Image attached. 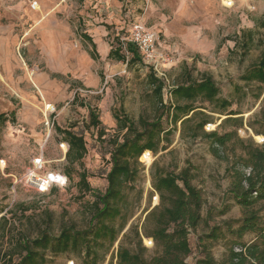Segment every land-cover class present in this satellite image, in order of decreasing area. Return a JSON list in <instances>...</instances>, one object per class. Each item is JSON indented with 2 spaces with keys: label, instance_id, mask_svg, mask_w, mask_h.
Listing matches in <instances>:
<instances>
[{
  "label": "rangeland",
  "instance_id": "rangeland-1",
  "mask_svg": "<svg viewBox=\"0 0 264 264\" xmlns=\"http://www.w3.org/2000/svg\"><path fill=\"white\" fill-rule=\"evenodd\" d=\"M128 1L132 0H0V41L10 37L3 31L9 26L20 38L15 46L0 47V115L9 119L0 126V221L7 220L6 228L5 222H0V246L2 234L8 229L17 235L35 236L48 215L55 235L71 224L80 230L87 227L84 207L93 198L77 188L79 174L85 171L91 187L105 192L106 176L112 166L108 141L117 135L114 115L123 109L135 122L140 118L154 121L160 116L149 83L153 67L156 77L165 83V103L170 90L181 84L185 72L191 70L194 80L212 77L232 107L221 115L213 113L214 108L208 104L203 107L198 103L197 107L205 108L203 112L211 119L196 139L190 133L202 117L186 127L179 123L177 128L163 118L165 129L173 131L171 145L157 154L151 152L143 157L145 151L142 155L140 177L129 193L124 217L116 224L124 230L102 264H117L115 256L121 244L138 250L131 230H142L147 215L160 205L152 188L151 172L155 166L175 173L191 166L193 183L202 192V216L206 221L189 236L192 253L187 264H196L205 257L206 250L216 262H223L235 241L225 224L245 216V210L230 196L235 174L243 171L245 155L236 140L215 154L214 145L205 134L234 131L231 124H221L230 112L238 113L233 118L243 119L245 125L237 130L239 139L246 145L264 147L259 139L262 135H255L246 126L260 112L264 95L257 101V86L241 81L263 51L264 0H236L232 9L225 8L221 0H176L179 5L172 6L173 2L171 9L157 3L159 14L164 13L165 19L153 17L146 23L128 17V9L124 11L130 5ZM34 2L38 3L36 8ZM113 6L122 10L119 17L113 18L107 12ZM140 22L158 35L154 60L144 57L143 63L128 65L126 60L109 58L110 52L129 38L133 25ZM51 29L55 31L53 40L45 36ZM82 33L96 44L97 60L90 56L92 45L82 39ZM2 59L8 66H3ZM88 107L97 111L99 128L89 126ZM57 128L84 137L87 154L81 163H69L66 149L60 147L65 140ZM101 131L105 136L100 137ZM39 158L43 162L40 170L35 166ZM31 174L46 177L49 182L36 187L31 183ZM50 174L66 176L67 184L49 187L51 179H55ZM254 210L264 220V202ZM219 226L226 233L224 238L216 243L202 241L212 228ZM147 227L151 229L153 225L149 223ZM253 237L246 236L243 241L250 242ZM143 246L146 247L144 241ZM105 252L106 249L102 254ZM156 253L153 247L145 257L150 260ZM72 262L81 264V259L48 255L47 264Z\"/></svg>",
  "mask_w": 264,
  "mask_h": 264
},
{
  "label": "trees",
  "instance_id": "trees-1",
  "mask_svg": "<svg viewBox=\"0 0 264 264\" xmlns=\"http://www.w3.org/2000/svg\"><path fill=\"white\" fill-rule=\"evenodd\" d=\"M261 26L264 28V21ZM81 37L91 43V57L97 60L96 45L91 37L85 33H82ZM262 46L259 61L241 77L242 82L257 86V101L264 95V42ZM122 53L124 55H121ZM108 57H116L118 61L126 60L128 65L143 63L142 55L131 43H127L124 49L121 42L120 47L111 51ZM150 69L149 83L154 89L161 110L160 116L154 121L140 118L135 122L125 115L123 109L114 115L117 135L108 141L112 147V166L106 176L105 192L96 191L91 187L85 171L79 174L77 188L81 193L90 194L93 198L85 203L84 207L87 227L80 230L73 224L67 225L61 229L59 235H55L51 215H48L45 225L38 227L35 236L26 233L17 235L8 229L2 234L0 264H47L48 255H72L79 257L81 264H102L106 253L116 244L124 230V227L118 228L116 224L124 217V211L129 205V193L140 177L142 155L145 151L147 152L143 157L151 152L157 154L160 149L167 150L171 145L173 131L165 129L163 118L166 117L174 128H177L179 123L186 127L202 117L190 133L191 137L196 139L200 132H204V126L210 123L211 118L203 112L206 104L214 108L213 113L221 115L232 107V103L222 97L221 89L212 77L203 76L194 80L191 70L185 72L181 84L170 90L169 101L165 103V83L156 77L152 67ZM198 103L203 107H197ZM261 104L260 112L252 117L246 126L255 135L264 136V99ZM88 110L89 126L99 128L101 123L97 111L91 107H88ZM238 115L230 112L221 124V127L231 124L234 131L224 135L213 132L205 136L212 141L215 154L235 140L240 143L245 155V158L242 157L244 167L242 172L235 174L230 196L245 210V216L240 221L225 224L227 232L235 240L225 261L216 262L210 251L206 250L205 257L199 259L196 264H264V220L259 212L254 210L257 204L264 202V147L246 145L244 140L239 139L237 130L243 129L245 125L243 119L233 118ZM12 116L14 119L15 115ZM8 121L7 115H0V126ZM57 131L63 135L64 143L69 146L66 154L69 163L73 166L81 163L87 154L84 137L59 128ZM103 136L105 133L101 131L100 137ZM162 143L166 145L161 147ZM151 180L160 205L147 215L146 225L142 230L138 227L131 230L138 241V250L126 248L122 244L119 246L115 256L117 264H187L186 259L192 253L189 236L206 221L202 216V192L193 183L194 171L191 166L179 173L155 166L151 172ZM0 222H5L6 228L7 220L1 219ZM149 223L153 225L151 229L147 227ZM234 223L237 224L236 227ZM225 234L222 227H214L202 241L216 243L224 238ZM249 235L254 236L253 239L250 242L243 241ZM144 237L152 239L156 248L157 253L150 260L145 257L148 249L143 246ZM105 249L106 252L102 254Z\"/></svg>",
  "mask_w": 264,
  "mask_h": 264
},
{
  "label": "built area",
  "instance_id": "built-area-1",
  "mask_svg": "<svg viewBox=\"0 0 264 264\" xmlns=\"http://www.w3.org/2000/svg\"><path fill=\"white\" fill-rule=\"evenodd\" d=\"M221 1H222V5L227 9L234 8L236 4V0H221ZM158 40H159L158 35L154 31L147 29L141 23H136L133 25L129 38L122 41V45L124 46L125 49L126 44L131 43L133 44V46H135L138 49L143 59L144 57H146V59L148 60H154L157 54L156 47ZM161 59L162 58L160 57L157 62H159ZM259 139H260V144L264 145V136L259 137ZM60 147L62 149H66V152H68L69 150V146L67 143L60 144ZM42 165H43L42 159L39 158L35 161V166L37 167L38 170L42 168ZM247 173L249 174V171H247ZM31 176L32 174L30 175L31 180L35 179L37 180V182H43V180L46 178V177H36V176L31 177ZM50 176L52 177L55 176V180H53L49 184V187H51L53 184H59L62 186H65L67 184L66 176L57 175V174H50L49 177ZM155 201H159L158 195L155 197ZM143 241L145 242V245L148 249H152L154 247V242L152 239H148V240L143 239ZM71 264L74 263L72 262Z\"/></svg>",
  "mask_w": 264,
  "mask_h": 264
},
{
  "label": "crops",
  "instance_id": "crops-1",
  "mask_svg": "<svg viewBox=\"0 0 264 264\" xmlns=\"http://www.w3.org/2000/svg\"><path fill=\"white\" fill-rule=\"evenodd\" d=\"M179 1L182 3L184 0H179ZM173 2L175 3L174 5H172ZM128 3L130 5L126 6V8H124V11H127V9H128V13H127L128 17L135 20V22L141 20V22H144V23L148 22V20H150V19H153V17L158 18L159 20L165 19L164 13L161 12V14H159L160 9L158 8V4L164 5L165 8L170 7V9L172 6L179 5L176 0H132V1H128ZM37 5H38L37 2L33 3L34 8H36ZM113 7H115V8L113 9ZM113 7L111 9H107V12H110L111 14H113V16H112L113 18H114V16L119 17V13L122 10L119 9L118 6H113ZM168 13L171 14V12L169 10H168ZM40 19H41V16L38 19V22L40 21ZM1 30H2V28H1ZM3 31L5 33H10V37L1 38L2 41H0V47L3 46V49H4L6 46L11 47V46H15L16 44H19L20 38H19V36L14 34V27L13 26L12 27L9 26L6 29H3ZM54 35H55V31H54V29H51L50 31L46 32L45 36L51 37V39L53 40ZM43 42H44V44L47 43V41H45V40H43ZM96 49H97V47H96ZM91 52H92V49H91ZM90 56H91V54H90ZM1 63L3 64V66H8V64L6 63V59H2ZM44 79H45L44 77H38V80H44Z\"/></svg>",
  "mask_w": 264,
  "mask_h": 264
},
{
  "label": "bare ground",
  "instance_id": "bare-ground-1",
  "mask_svg": "<svg viewBox=\"0 0 264 264\" xmlns=\"http://www.w3.org/2000/svg\"><path fill=\"white\" fill-rule=\"evenodd\" d=\"M33 181H34V183L31 181V183L34 185V186H36V187H43V186H45L48 182H49V179H47V178H45L44 180H43V182H37V180H35V179H32ZM53 180H55V179H51V181H53Z\"/></svg>",
  "mask_w": 264,
  "mask_h": 264
}]
</instances>
